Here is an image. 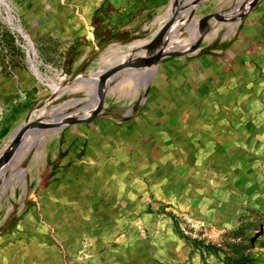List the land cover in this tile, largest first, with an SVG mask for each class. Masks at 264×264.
Segmentation results:
<instances>
[{
    "label": "crops",
    "instance_id": "crops-1",
    "mask_svg": "<svg viewBox=\"0 0 264 264\" xmlns=\"http://www.w3.org/2000/svg\"><path fill=\"white\" fill-rule=\"evenodd\" d=\"M169 2L29 0L53 22L60 47L51 59L62 76L88 68L100 50L140 38ZM236 22L229 34L212 22L220 36L162 60L137 112L108 106L62 135L40 193L66 243L34 247L36 264L163 263L177 253L172 213L193 199L180 190L197 168L220 169L227 147H264V0ZM39 96L28 74L7 73L0 63V147ZM12 244L10 264H22L20 242Z\"/></svg>",
    "mask_w": 264,
    "mask_h": 264
},
{
    "label": "rangeland",
    "instance_id": "rangeland-1",
    "mask_svg": "<svg viewBox=\"0 0 264 264\" xmlns=\"http://www.w3.org/2000/svg\"><path fill=\"white\" fill-rule=\"evenodd\" d=\"M182 1L189 5L192 0ZM236 1L204 0L196 8L192 17L194 20L186 26L179 25L178 28L187 29L188 25L193 28L192 24L198 23L196 19L213 11L224 15L231 13ZM4 2L5 4L0 0V63L7 73L17 71L28 74L37 85L40 95L36 105L19 125L27 121L32 122L35 118L32 114L37 110L43 108L49 110L75 98L79 99L73 106H82L84 102L90 103L88 108L78 110L79 116H89L97 107V92L84 96L82 92L66 93L67 90L64 89L63 94L58 96L54 91L60 92L64 86L71 89L79 85L82 78L90 79L102 73L111 64L124 61L131 49L138 48L134 44L143 39L150 41L156 30L167 20V13L174 11V0H170V6H167L150 31L127 46H112L100 50L88 68L72 76L69 74L62 76L53 70L59 66L57 62L52 63L51 59L60 47V42L55 36L54 38L51 36L55 34V29L53 22L47 24L50 18L48 20L45 18L43 8L30 6L29 0ZM229 33L231 32L228 31L226 34ZM215 36L211 34L207 40L210 41ZM191 38L197 39L186 33L183 40ZM169 42L170 39L167 50L172 51ZM186 42L194 43L188 40ZM208 42L203 41L200 47ZM184 50L186 49L183 48ZM41 55L47 56L48 60L43 61ZM130 75L126 77L127 80L132 77ZM124 78L125 76L119 77L111 86L104 99L103 111L104 108L111 106L123 112L143 95V85L139 83L127 85L128 82H123ZM62 127V125L56 127L57 135L43 148L45 162L37 173L35 171L33 176L29 173V166L33 164L29 157L25 159L23 168L17 167L14 172H7L9 180L4 179L0 182V260L4 259L8 264L15 259L11 254L12 242H20V248L15 250L19 251L22 264H25V261L36 264L34 247H43L44 244L59 247L66 243H62L60 239L58 217L44 212L42 204L44 202L40 193L42 187H39L41 174L51 164V157L54 156L62 135L72 129L73 125H67L63 129ZM48 134V128L40 129L35 140ZM7 143L6 140L0 149ZM222 157L223 162L218 165L220 169L211 167L209 171H204L203 168H197L193 182H189L180 190L181 194L188 192L190 197L192 194L194 196L193 199H189L190 201L186 199L180 202L181 208L172 213L173 225L179 237V245L175 248L178 250L177 253L165 257L163 263L147 264H224L222 254L218 256L209 254L196 246L192 240L213 244L225 251H229L230 245L237 244L242 246L245 255L261 258L263 261L261 264H264V147H227ZM23 175L27 176V183L22 181ZM12 218H17L14 226L10 229L4 228ZM30 250L33 254H26Z\"/></svg>",
    "mask_w": 264,
    "mask_h": 264
},
{
    "label": "water",
    "instance_id": "water-1",
    "mask_svg": "<svg viewBox=\"0 0 264 264\" xmlns=\"http://www.w3.org/2000/svg\"><path fill=\"white\" fill-rule=\"evenodd\" d=\"M172 1V0H171ZM204 0H192L189 5H185L182 0H174V12L173 14L167 18L165 23L159 27L154 35L151 38V42L158 46L157 50H153L145 55H139L137 52L130 53L124 61H119L111 64L99 76L98 81V89H97V107L93 113L89 116L82 117L79 116L78 110L80 108H88L90 103L84 102L82 106H75L69 109H63V105H59L55 108L56 118L53 122H41L40 120H36L35 122L21 124L16 127L7 138V142L9 143V147L4 151V153L0 156V169L3 168L9 161V159L13 156L15 150L19 147L21 141L23 140L25 134L28 132L30 128L36 129H44L50 126L58 125L59 122H63L62 129L67 125H74L78 123H84L92 121L103 113V104L104 99L110 92L111 86L113 83L119 78L128 75L131 72L139 71V70H149L151 68H155L159 65V63L165 58H178V57H186L192 53H194L203 41L205 35H207L211 31V23L218 22L221 24L236 22L241 20L244 13L248 9H250L258 0H250L244 1L242 8L243 10L238 13L236 16L231 17V13L221 14V13H211L207 14L198 20L199 23V37L197 40L191 45L190 48L184 51H168L167 45L169 39L174 36L175 30L179 25L186 26L191 20H194L192 17L195 13L196 8L201 4ZM171 4V2H170ZM169 4V6H170ZM159 17L154 19L153 24H156ZM151 80V77L148 78V84ZM78 81V80H76ZM146 90H144L143 95L139 98V100L132 107V111L137 112L139 105L142 103L146 96ZM78 99V98H77ZM52 109V108H50ZM32 114V113H31ZM60 125V124H59Z\"/></svg>",
    "mask_w": 264,
    "mask_h": 264
},
{
    "label": "bare ground",
    "instance_id": "bare-ground-1",
    "mask_svg": "<svg viewBox=\"0 0 264 264\" xmlns=\"http://www.w3.org/2000/svg\"><path fill=\"white\" fill-rule=\"evenodd\" d=\"M3 4H5L4 0H1ZM191 1V0H188ZM236 1V0H235ZM185 2V1H184ZM244 0H237L236 4L234 5V9L231 12V17L236 16L238 13H240L243 8ZM186 4V2H185ZM188 4V3H187ZM174 11L172 12H168L167 13V18L170 17L173 14ZM166 21V20H165ZM240 23V22H239ZM238 23L237 22H230V23H226L223 24L224 28V32L227 33L228 31H230L231 33L234 32L236 25ZM194 25L193 28H191L190 25L187 26V29H179L178 27L175 30L174 36L171 38L170 40V48H172V50H177V51H183L184 49H188L191 47L192 43L190 42H186L188 41H192L195 42L197 39H187V40H183L184 36L186 35V33L188 35H193V37L199 36V23L197 24H192ZM162 26V25H161ZM223 30V29H222ZM194 31H198V32H194ZM220 27H216L214 29H212L207 35L204 36L203 40L208 42L209 40H207V37L211 34H215L217 35L220 32ZM194 32V33H192ZM153 45V46H152ZM156 44H154L153 42L148 41L146 39L143 40H138V42H136L134 44L135 47H138L137 49H131L130 53H134L137 52V54L139 55H145L153 50H157L158 46H154ZM183 46V48L181 49L180 47ZM155 68H151L149 70H139V71H134L129 73L128 75L125 76V78L127 76H132L130 77V79L127 80V78L123 79V82H128L127 85H136V83H139V85H143V89L146 88L147 83H148V78L152 77L153 72H154ZM101 74V73H100ZM100 74H97L96 76L92 77L89 79V77H85L82 78V80L80 81V84L75 85V87H72L71 89H68L70 87H63L61 89L60 92H56L54 91V93L56 95H62V90L66 89L67 92L66 93H75V92H82L85 95L87 94H92L94 92H97L98 89V81H99V76ZM65 93V94H66ZM79 99V98H78ZM77 98L75 99H71L68 100L66 102H64L63 105V109H69V108H73L75 106L74 103L78 100ZM56 112L57 110H55V108L49 109V110H45L40 109L37 110L36 112H34L32 114V116H35V118L33 119L32 122H35L36 120H40L41 122H53L55 121L56 118ZM91 113V112H89ZM84 115H86V112H84ZM57 119V118H56ZM30 122V123H32ZM60 125H64L63 122H59ZM58 124V125H59ZM58 125L55 126H50L48 127V131L49 134L47 136H45L44 138H40L35 140L39 133H40V129H36V128H30L28 130V132L25 134L23 140L21 141L19 147L15 150L13 156L9 159L8 163L0 169V182H2V180H9L8 178V173L7 172H14V170L19 167V169L23 168V166L25 165V159L30 157V159L32 160L33 164L30 165V169H29V173L32 174V176L34 175V172L39 170V168L41 166L44 165L45 162V150L43 148L47 147L46 145L48 143H50V141L57 135L56 132V127H58ZM35 140V141H34ZM9 147L8 143L5 144L1 149H0V156L4 153V151ZM27 176L23 175L22 176V181L27 183Z\"/></svg>",
    "mask_w": 264,
    "mask_h": 264
},
{
    "label": "trees",
    "instance_id": "trees-1",
    "mask_svg": "<svg viewBox=\"0 0 264 264\" xmlns=\"http://www.w3.org/2000/svg\"><path fill=\"white\" fill-rule=\"evenodd\" d=\"M48 166L44 169L43 173L41 174L40 178V184L39 187L45 188L47 186V180H48ZM169 217H172L170 213L167 214ZM17 218L10 219L4 228H11L16 223ZM180 234V233H179ZM185 240H189L188 238L182 236ZM196 246L201 248L202 250H205L209 254H212L214 256H218L219 254L223 255V263L224 264H261L262 259L261 258H254L250 257L249 255H245L242 249V246L237 244L230 245L229 251H225L221 247H218L213 244H204L202 242H196L192 240Z\"/></svg>",
    "mask_w": 264,
    "mask_h": 264
}]
</instances>
